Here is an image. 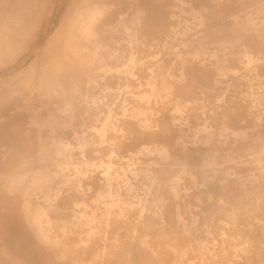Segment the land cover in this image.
<instances>
[{
  "label": "bare ground",
  "instance_id": "6f19581e",
  "mask_svg": "<svg viewBox=\"0 0 264 264\" xmlns=\"http://www.w3.org/2000/svg\"><path fill=\"white\" fill-rule=\"evenodd\" d=\"M54 6L0 0V64ZM55 27L0 80V264H264V0H75Z\"/></svg>",
  "mask_w": 264,
  "mask_h": 264
},
{
  "label": "rangeland",
  "instance_id": "374dc122",
  "mask_svg": "<svg viewBox=\"0 0 264 264\" xmlns=\"http://www.w3.org/2000/svg\"><path fill=\"white\" fill-rule=\"evenodd\" d=\"M75 2V0H55V6L52 10V16L49 22L46 24L45 29L41 32L39 41L29 50H27L20 57L15 58L13 62L9 64H0V80L6 79L11 75V69L17 66L19 63L24 62L25 65L29 64L33 60L40 59L45 55L46 47L51 37H53L57 31L55 25L59 19H63L68 8ZM24 81L21 79L18 81H11L6 88L10 90L23 89Z\"/></svg>",
  "mask_w": 264,
  "mask_h": 264
}]
</instances>
